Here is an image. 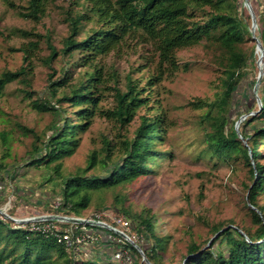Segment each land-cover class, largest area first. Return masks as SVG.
<instances>
[{"label":"rangeland","instance_id":"374dc122","mask_svg":"<svg viewBox=\"0 0 264 264\" xmlns=\"http://www.w3.org/2000/svg\"><path fill=\"white\" fill-rule=\"evenodd\" d=\"M262 1L248 0L250 6H247L244 0H224L220 7L221 13L243 20L251 34H246V42L242 46L250 58L246 75L240 80L233 99L222 104L226 55L216 36L197 40L178 51L177 71L167 63H161L156 43L141 32L131 33L112 52L98 56L92 67L73 68L76 59L82 57L80 53L61 55L48 63L50 50L46 36H51L52 44L61 49L68 35L63 10L69 8L75 16L87 14V0H43L45 15L38 21L22 16L30 10L29 0H0V76L20 69L26 71V75L8 84L0 97V185L9 190L0 200V209L14 220L68 215L65 210L57 209L61 201L60 182L56 179L47 182L44 168L28 165L35 136L45 139L51 133L55 120L51 113L34 109L33 103L37 100L56 103L61 96L59 93L52 99L50 95L53 70L56 73L52 80H56L62 70L68 69L76 81L84 72L98 66L103 70L104 78V84L99 88L102 112L82 134L75 155L64 161V176L85 169L92 152H97L103 159V148L107 142L111 144L112 154L120 155L122 141L134 135L143 116L163 114L167 131L165 141L157 145V150L164 155L153 164V172L116 189L92 192L91 206L80 218L97 214L120 215L114 209L117 196L124 199V206L133 213L152 210L158 221L157 234L166 241L160 252L162 264H184L193 243L207 249L214 239L212 229L216 225H227L232 221L236 227L255 230L246 208L247 186L252 180L244 155L237 151L220 157L214 148L218 145V125L224 116L229 118L225 131L235 127L240 134L262 106L264 66L261 72L259 62L262 56L259 50L256 53L257 44L252 36V15L256 19V30ZM216 11L209 7L193 11L195 17L189 21L203 23L210 12ZM97 24L82 21L80 38L98 28ZM15 30L32 35L18 36ZM33 43L38 47H31ZM25 50L29 53L25 54ZM129 80L137 89L145 88L142 96L150 99L148 107L140 109L130 124H121L111 112L117 105L116 90L126 92ZM62 107L68 110L67 114L74 110L69 105L62 104ZM246 130L248 134L253 133L250 128ZM239 143L249 150L252 138L246 140L240 136ZM258 143L260 162L264 164V139H259ZM88 174L101 175L103 171L99 168ZM13 175L15 180L10 178ZM258 202L264 205V193ZM95 229L88 226L89 231ZM135 235L138 240L141 238ZM89 249L80 259L89 257ZM137 261L147 264L143 262L142 255ZM112 262L118 264L114 258Z\"/></svg>","mask_w":264,"mask_h":264},{"label":"trees","instance_id":"16d2710c","mask_svg":"<svg viewBox=\"0 0 264 264\" xmlns=\"http://www.w3.org/2000/svg\"><path fill=\"white\" fill-rule=\"evenodd\" d=\"M29 3V12L22 16L37 21L42 19L45 15L43 0H29ZM223 3L224 0H87V14L75 16L69 8L63 10L68 35L59 50L52 44L51 36H46L50 50L47 60L51 64L61 55L73 56L80 53L82 57L76 59L73 68L91 66L93 60L112 52L128 35L141 32L156 43L161 63H167L173 71H177L178 51L213 35L218 38L226 55L225 90L221 98L222 104H226L233 99L240 80L246 75L245 69L250 58L242 46L246 42V34H251L239 17L220 12ZM206 7L217 11L210 12L203 23L189 21L195 17L193 11ZM261 11L257 17L259 27L257 26L256 33L264 48V0ZM82 21H94L99 27L81 39ZM14 33L24 37L32 35L21 30H15ZM31 47L37 48L38 44L33 43ZM24 52L29 53L28 50ZM55 73L56 70H53L50 75L49 91L52 99L61 93L56 103L39 100L33 103L34 109L51 113L55 120L51 125V133L45 139L35 136L28 165L44 168L47 182L53 179L59 181L62 201L59 209L65 210L69 216L81 217L91 206L92 192L116 189L153 172V164L163 158L164 152L157 150V145L165 141L167 130L163 114L143 116L134 135L122 141L120 155L112 154L111 144L107 142L103 148V159H100L97 152H92L85 169L74 175L64 176V161L75 155L82 134L102 112V94L99 88L104 84V78L103 70L98 66H93L92 71L84 72L76 81L73 79V72L68 69L62 70L60 76L52 80ZM24 75V69L3 73L0 76V97L8 84ZM127 87L124 93L116 90L117 105L111 112L121 124H130L140 109L148 107L150 99L143 98L142 92L145 88L137 89L132 81L129 80ZM261 102L258 114L246 124V129L250 128L253 133L248 134L245 129L239 134L235 127L225 131L229 118L224 116L218 125V145L214 148L215 154L220 157L237 151L243 153L252 180L247 186L246 208L256 229L239 228L232 221L227 225H216L212 229L214 239L211 245L203 249L196 243L191 244L184 264H264V205L258 202L264 193V164L260 162L261 151L258 143L259 139H264V85ZM62 104L69 105L70 109H74L73 112L67 114L68 110ZM240 136L246 140L252 138L249 150L242 148L239 143ZM99 168L103 174H88L89 171ZM14 175L10 176L12 180H15ZM115 201V211L125 215L131 222L133 233L141 236L137 245L147 260L151 264H162L160 252L166 241L157 234L158 221L155 214L150 209L133 213L124 206V199L119 196ZM104 241L110 248L99 251V259L93 257L77 260L54 238L29 231L27 227L16 225L0 216V264H114V254L121 246L113 240ZM125 247L131 249L135 255L133 264H139L137 260L141 253L129 243Z\"/></svg>","mask_w":264,"mask_h":264},{"label":"built area","instance_id":"2783aa9c","mask_svg":"<svg viewBox=\"0 0 264 264\" xmlns=\"http://www.w3.org/2000/svg\"><path fill=\"white\" fill-rule=\"evenodd\" d=\"M3 189L4 187L0 185V192ZM61 206L62 202L59 201L57 209ZM107 218H110V220ZM74 220H80L81 222H75ZM17 221H19L20 226L27 227L29 231L54 238L74 259H80L87 248L98 244L103 239H109L121 246L114 254L115 261L118 264H133L132 251L125 246L131 242L137 244L138 238L132 231L131 222L123 215L111 217L107 214H97L88 218L69 215H43ZM88 226L95 227V231H89Z\"/></svg>","mask_w":264,"mask_h":264},{"label":"water","instance_id":"95a60500","mask_svg":"<svg viewBox=\"0 0 264 264\" xmlns=\"http://www.w3.org/2000/svg\"><path fill=\"white\" fill-rule=\"evenodd\" d=\"M244 1H245V5L250 6L248 0H244ZM252 19H253V31H252V36H253V39L255 40L256 44H257V46H256V53H257L258 50H260V51H262V52L264 53L263 45H262V43L260 42V40L257 38V36L255 35L256 19H255V16H254V15H252ZM261 72H262V71H261ZM0 215H1V216H4L5 218H7V219H9V220H11V221H13V222L19 223V221L14 220V219H12L11 217H9V216H8L5 212H3L1 209H0ZM74 221H75V222H81L80 220H74ZM21 223H24V222H21ZM239 231H240L243 235H245V233H244L243 231H241V230H239ZM130 244L133 245V246H134V247H135V248L141 253V255H142V257H143V262H147V264H151V263L147 260L145 254L143 253V251L139 248V246H138L137 244H134L133 242H131Z\"/></svg>","mask_w":264,"mask_h":264},{"label":"crops","instance_id":"0c3cea01","mask_svg":"<svg viewBox=\"0 0 264 264\" xmlns=\"http://www.w3.org/2000/svg\"><path fill=\"white\" fill-rule=\"evenodd\" d=\"M20 173H21V172H20ZM20 173H19V175H21ZM8 193H9V190H8V188H6V186L4 185V189H3V191L0 192V200H2V199H3ZM108 246H109V245H107V243H105V241L102 240V241L99 242L98 244L89 247V248H90L89 250H91V251L89 252L90 254H89L88 259H89V258H93V257H96V258L99 259V258L101 257L99 251H103V250H105V249L110 248V247H108Z\"/></svg>","mask_w":264,"mask_h":264},{"label":"bare ground","instance_id":"6f19581e","mask_svg":"<svg viewBox=\"0 0 264 264\" xmlns=\"http://www.w3.org/2000/svg\"><path fill=\"white\" fill-rule=\"evenodd\" d=\"M260 51V50H259ZM261 52V60L259 62V66H260V70L263 71V66H264V53L262 51Z\"/></svg>","mask_w":264,"mask_h":264}]
</instances>
